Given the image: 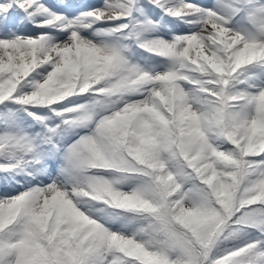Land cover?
I'll list each match as a JSON object with an SVG mask.
<instances>
[{
	"label": "snow or ice",
	"instance_id": "obj_1",
	"mask_svg": "<svg viewBox=\"0 0 264 264\" xmlns=\"http://www.w3.org/2000/svg\"><path fill=\"white\" fill-rule=\"evenodd\" d=\"M0 264H264V0H0Z\"/></svg>",
	"mask_w": 264,
	"mask_h": 264
}]
</instances>
